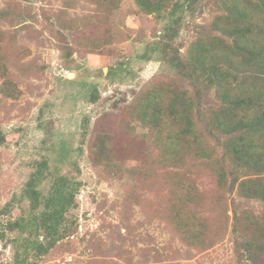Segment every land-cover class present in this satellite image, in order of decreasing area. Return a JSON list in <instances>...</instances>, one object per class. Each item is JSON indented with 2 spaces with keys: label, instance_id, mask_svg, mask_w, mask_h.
Here are the masks:
<instances>
[{
  "label": "rangeland",
  "instance_id": "374dc122",
  "mask_svg": "<svg viewBox=\"0 0 264 264\" xmlns=\"http://www.w3.org/2000/svg\"><path fill=\"white\" fill-rule=\"evenodd\" d=\"M1 8L6 16L0 28L13 31L16 43L29 52L20 60L23 67H11L21 94L12 98L0 93V264H16L12 250L21 247L12 240L21 234L6 230L5 224L29 217L20 192L41 161L46 162L39 183L43 193L51 173L79 182L76 204L63 222L74 228V220L77 229L42 259L33 263L29 257L27 264H250L235 255L232 207L264 212V206L237 196L236 184L231 190L229 181L216 186L205 173L196 179L203 216L219 231L222 211L228 216L225 231L202 249L175 237L151 207L131 204L125 197L134 186L143 198L150 195L142 170L133 169L139 163L135 158L147 153V129L126 105L154 81L187 82L151 47L155 41L166 43L167 53L181 56L198 30L209 31L210 21L226 12L225 7L216 0L197 1L176 12L177 22L164 12L147 14L134 0H121L104 15L96 14L95 4L87 0H0ZM169 23L173 38L158 40ZM97 37L99 46L93 44ZM61 44L67 45L70 57L58 49ZM94 89L98 97L90 102Z\"/></svg>",
  "mask_w": 264,
  "mask_h": 264
},
{
  "label": "trees",
  "instance_id": "16d2710c",
  "mask_svg": "<svg viewBox=\"0 0 264 264\" xmlns=\"http://www.w3.org/2000/svg\"><path fill=\"white\" fill-rule=\"evenodd\" d=\"M87 1L95 4L96 14L103 15L121 2ZM134 1L147 14L164 12L171 22H177L178 10L185 11L201 0ZM216 1L226 12L212 18L209 31L201 27L184 54H169L165 48L170 46L159 45L158 41L151 47L160 52L159 60L186 79V84L178 80L154 81L136 92L126 105L147 129L149 149L146 147L142 158H135L139 163L133 169L142 170L143 185L151 199L143 198L136 186L125 197L131 204L151 207L152 214L164 220L175 237L198 249L220 237L228 217L223 210L219 231L212 220L203 216L202 193L196 183L203 173L213 177L216 186L225 187L229 181L231 190L236 184L237 196L260 201L264 206V0ZM5 16L1 8L0 19ZM170 25L165 26L158 40L173 38ZM14 36L13 31L0 28V93L12 98L21 90L11 67H23L25 63L20 60L29 52L25 45L16 43ZM95 40L93 44L99 46L100 38ZM58 49L69 48L61 44ZM71 54L64 52L66 57ZM205 96L208 101L203 100ZM97 97L94 89L88 100L95 102ZM38 164L20 192V198L28 202L29 217L21 215L5 224L6 230L21 234L20 239L12 240L21 247L19 250L15 244L12 250L16 264H27L29 257L33 263L42 259L77 229L76 221H72L74 228H66L63 222L76 204L79 182L51 173L43 193L39 183L46 175V162ZM114 164L118 166L117 161ZM231 219L236 258L250 264L264 260V212L232 207ZM99 264L119 263L105 260Z\"/></svg>",
  "mask_w": 264,
  "mask_h": 264
}]
</instances>
